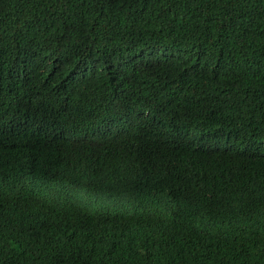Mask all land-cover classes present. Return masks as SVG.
<instances>
[{
    "label": "trees",
    "instance_id": "obj_1",
    "mask_svg": "<svg viewBox=\"0 0 264 264\" xmlns=\"http://www.w3.org/2000/svg\"><path fill=\"white\" fill-rule=\"evenodd\" d=\"M0 264H264V0H0Z\"/></svg>",
    "mask_w": 264,
    "mask_h": 264
},
{
    "label": "clouds",
    "instance_id": "obj_2",
    "mask_svg": "<svg viewBox=\"0 0 264 264\" xmlns=\"http://www.w3.org/2000/svg\"><path fill=\"white\" fill-rule=\"evenodd\" d=\"M81 70V69H78ZM77 70V71H78ZM76 71V72H77ZM234 94L232 91L227 90L223 87L216 89L214 92L209 93L206 91L204 96L203 104H224L232 105L234 104ZM186 110V109H185ZM109 115L105 114L101 118V128L105 130L109 122ZM71 129L68 128L67 137H71ZM197 132L186 133L182 131L179 133L175 139V143L178 146H189V152L199 153H216L221 151L229 150L231 144L227 137L221 135L216 129L209 127H196ZM85 133H90L86 129H81L80 139L85 135ZM91 134V133H90ZM73 142L74 139L70 138Z\"/></svg>",
    "mask_w": 264,
    "mask_h": 264
},
{
    "label": "rangeland",
    "instance_id": "obj_3",
    "mask_svg": "<svg viewBox=\"0 0 264 264\" xmlns=\"http://www.w3.org/2000/svg\"><path fill=\"white\" fill-rule=\"evenodd\" d=\"M31 183H32V181H31ZM57 184H54L53 186H56ZM58 186H61V188H69V190H71V196L75 193V192H78V193H80V194H82L83 195V192H81V191H79V190H76V189H74V188H70V187H68V186H62V185H58Z\"/></svg>",
    "mask_w": 264,
    "mask_h": 264
}]
</instances>
